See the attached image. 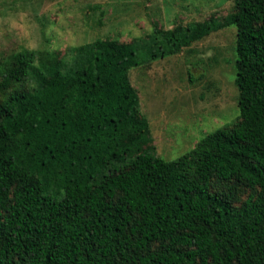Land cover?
Returning a JSON list of instances; mask_svg holds the SVG:
<instances>
[{
    "label": "trees",
    "instance_id": "obj_1",
    "mask_svg": "<svg viewBox=\"0 0 264 264\" xmlns=\"http://www.w3.org/2000/svg\"><path fill=\"white\" fill-rule=\"evenodd\" d=\"M130 41L0 55V264H264V0ZM236 28V120L157 153L131 70Z\"/></svg>",
    "mask_w": 264,
    "mask_h": 264
},
{
    "label": "rangeland",
    "instance_id": "obj_2",
    "mask_svg": "<svg viewBox=\"0 0 264 264\" xmlns=\"http://www.w3.org/2000/svg\"><path fill=\"white\" fill-rule=\"evenodd\" d=\"M233 0H0V55L23 48L66 52L98 37L130 41L157 21L224 16ZM236 28L228 26L149 66L131 70L156 150L167 160L189 151L239 115Z\"/></svg>",
    "mask_w": 264,
    "mask_h": 264
}]
</instances>
